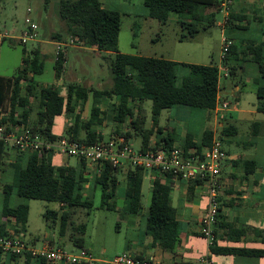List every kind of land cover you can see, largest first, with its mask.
<instances>
[{"label": "trees", "instance_id": "obj_1", "mask_svg": "<svg viewBox=\"0 0 264 264\" xmlns=\"http://www.w3.org/2000/svg\"><path fill=\"white\" fill-rule=\"evenodd\" d=\"M0 0V7H1ZM147 9V16L157 19L164 24L171 14L176 16L180 27L178 39L191 41L200 32H205L215 23L216 15L220 11V0H142ZM121 13L106 8L100 0H58V17L64 27L51 34V40L64 41L73 38L75 43L96 51L113 53L109 66L112 75V85L106 89H93L78 85L74 82L66 83V92L61 94L55 84H39L33 76L43 71V55L38 47L27 51L21 44V64L11 75H0V126L6 131L12 127L22 126L32 135L45 136L50 140L68 136L71 139L92 144L103 139L96 126L102 122L101 100L115 98L116 104L112 108V120L115 122L114 133L124 134L129 140L132 132L141 135L140 149H156L163 147L170 149L178 144L187 154L195 149V154H201L208 146L213 136L212 129H204L195 141V136L186 134L176 142L173 131L159 138L163 126L158 120L161 111L172 106H186L207 111L211 117L217 102L219 90L218 68L214 63L196 64L178 62L164 57H152L140 54H124L118 51L117 42L121 27ZM229 32L238 26L229 19ZM15 46V39L2 38V43ZM246 53L257 64L260 77L264 79V56L261 45L254 40L247 41L243 47L232 43L223 56V62L232 54ZM65 62V54L59 53L54 58L56 78L61 77ZM93 103L90 116L82 119L78 104H84L89 94ZM257 97L256 109L264 112V85H258L255 90ZM151 102V126L146 128L145 116L141 115L145 101ZM33 101L36 103L32 106ZM35 109V117L31 120L30 113ZM136 113V114H135ZM68 115L70 123L61 134L53 132L54 120L57 116ZM126 123L125 129L122 124ZM235 131L231 125L224 126L220 138ZM157 137L151 145L150 137ZM13 160L7 164L5 157L8 151L7 142L0 138V173L7 167L13 169L11 182H0L2 207L0 236H21L27 229L29 206L26 203L11 204V195L29 199H41L58 204L57 209H46L43 213L48 226L59 224V234L64 235L69 227V240L73 246L70 251L85 249L84 234L86 226L72 219L78 208H91L93 199L83 194L82 188L86 182L84 177V161L77 165H55L52 153L20 152L14 146ZM244 169V175L253 173L257 162L249 159H239ZM143 169L129 168L126 175L125 200L127 211L138 212L141 208V183ZM170 175L154 172V180L150 191V202L146 213L144 231L152 238V245H158L164 251L172 252L180 242V222L177 211L171 201L172 186ZM201 181H189L188 189ZM118 185V168L110 163L102 165V171L93 178V190L100 191V207L107 210L116 209L115 191ZM218 216V215H217ZM12 224V233L7 225ZM232 226H230L231 229ZM35 244V239L25 241ZM213 243V241H212ZM211 243V244H212ZM52 245V244H50ZM64 246V245H62ZM211 251L221 254H240L246 256H264V249L245 247L211 246ZM27 261L32 256L21 254ZM20 254L9 253L11 260ZM3 252L0 250V264L3 262ZM41 263L46 260L35 257ZM140 258V257H139Z\"/></svg>", "mask_w": 264, "mask_h": 264}, {"label": "rangeland", "instance_id": "obj_2", "mask_svg": "<svg viewBox=\"0 0 264 264\" xmlns=\"http://www.w3.org/2000/svg\"><path fill=\"white\" fill-rule=\"evenodd\" d=\"M103 2L105 0H102ZM141 0H130L131 5L121 6L118 1L113 0L112 5L105 4L107 8L117 10L121 13V27L118 36V51L124 54H140L152 57H164L175 61L196 64L219 63L222 52L221 37L224 34L223 28L216 24L210 26L205 32H200L194 40L180 41L178 35L180 27L176 22V16L171 14L169 20L162 24L157 19L145 15L139 6ZM218 18L221 17L219 13ZM34 23L37 31V37L34 40H28L24 47L27 51L40 46L43 51L44 67L40 74L33 76L35 82L39 84L58 83V89L61 93L63 86L67 82H74L81 86L93 89H106L112 85V75L109 61L113 53L99 52L86 47H66V58L64 62V71L58 80L54 70L55 51L51 40V34L63 29L64 24L58 17V0H2L0 7V34H8L15 39V46L8 44L5 40L0 45V75H11L21 64V47L23 44L19 41L22 34ZM243 34L249 35L248 31H242ZM227 35V34H226ZM7 38V37H5ZM67 37L65 41H68ZM220 83H225V88L220 90V95L224 96L230 102L231 108L251 107L256 102V95L251 90L236 92L230 88V81L225 80L223 76L219 77ZM66 85L64 86V88ZM239 97V99H237ZM99 105L101 109L102 122L96 126V130L101 132L107 139L110 135L115 134V122L112 120L113 104L117 103L115 98L101 100ZM93 103L92 94H89L87 101L78 104L81 110V116L87 120L90 116V110ZM33 101L32 106H35ZM141 115L145 116L146 128L150 127L151 122V102L145 101L142 105ZM169 109L161 111L158 123L163 126L162 134L159 138L166 135L167 131H173L175 137L181 138L185 132L192 133L198 137L203 129H212L213 134L220 137L221 130L227 123H232L237 128V134L232 135L235 150H242L237 147L235 142L246 141L250 136L251 125L244 116H232L221 124H213L212 117H207V111L185 106H175L172 108L171 119L167 117ZM186 110V111H185ZM190 110V111H188ZM170 113V111H169ZM136 114V113H135ZM35 117V109L30 113V119ZM169 120V121H168ZM184 123V125H183ZM67 126V117L58 119L54 125L55 130H64ZM125 129L126 123L122 125ZM130 130L132 128L130 127ZM178 136V137H177ZM223 138V136H222ZM221 139V138H220ZM222 140V139H221ZM141 142V135L135 134L131 145L137 149ZM10 145V144H9ZM240 148V149H239ZM61 156V155H58ZM61 161H67L69 165L75 164L73 157L60 158ZM147 171L143 177L141 208L136 213L135 221L145 228L146 213L150 202V185ZM13 180L12 169H8L2 175L1 183L11 182ZM119 183L115 191L116 209L107 210L100 207V191L88 190L91 193L93 206L89 209L78 208L72 215V219L77 223H84L86 226L84 234V246L91 249L92 256L96 259V264H105L100 260L111 261L114 256L123 253L126 249V238L133 235L132 228L126 226L127 204L124 190L126 186L125 174L118 173ZM91 191V192H90ZM0 190V212L2 207V197ZM11 204L26 203L29 206L27 229L20 236L24 241L35 239V246L41 247L44 243L49 244L52 241L54 246H61L64 250L73 249L69 236L71 230L69 227L63 236V244L59 234V224L48 226L44 220L43 213L46 209H57L58 204L41 199H29L13 195L10 198ZM64 245V246H62ZM104 252H102V250Z\"/></svg>", "mask_w": 264, "mask_h": 264}, {"label": "crops", "instance_id": "obj_3", "mask_svg": "<svg viewBox=\"0 0 264 264\" xmlns=\"http://www.w3.org/2000/svg\"><path fill=\"white\" fill-rule=\"evenodd\" d=\"M100 1L104 7H106L105 4H113V0H105L104 2L102 0ZM115 1H118L121 6L126 4L131 5L130 0ZM221 3L222 0H220V11L218 12V14H221V17L218 18L217 14L214 24L223 28V32L225 34L223 36L228 37L232 43L237 44L240 47H243L247 41L254 40L261 45V52L264 56V0H233L232 4L228 7L227 16H225V11ZM137 6L140 7L141 11L145 15H147V9L142 4V0ZM229 19L233 22V25L235 24L238 26L232 32H229L226 26ZM242 31H248L249 35L243 34ZM55 42V40L48 41V43L53 45L54 51ZM37 47L43 55L44 53L41 51L40 46L38 45ZM74 47L78 48L81 46L76 44ZM223 56L224 54L221 52L219 63L214 64L218 68L219 77L223 76L225 80H229L230 88L233 91L244 92L245 90H251L255 93L258 85H264V79L260 77L257 64L251 59L250 54L234 53L228 58L227 65L223 62ZM222 69H226V71H223ZM225 73L227 74L225 75ZM60 78H58V80H60ZM218 84L219 90L217 94V102H229L228 99L221 96L219 93L221 89L223 90L226 87L225 83H220L218 80ZM55 85L58 88L59 84L55 83ZM65 85L66 84H62L64 90L62 91L63 93L60 92L61 94H65L66 92V87L64 88ZM237 99H239V97H237ZM256 105L257 98L256 102L253 103L251 107L235 106L231 108L230 105L227 110H220L217 114L213 111L211 115L213 124H221L229 117L242 115L247 119V121H249L251 125L250 127L252 128L250 136L246 141L235 142V144L238 145L237 147L242 148V150H233L231 149L232 147L234 148L233 140L230 139V137L237 134V128L234 124L227 123V125L234 126L235 131L223 136L222 138L223 148L227 153V158L222 163L219 174V181L221 184V188L219 190L220 208L219 214L212 227L214 235L213 243L209 244L207 239L198 231L199 220L204 214L207 206V184L204 182L198 184L196 183L192 190L189 191L188 182L171 177V201L173 206L176 208L178 220L180 222L179 244L172 252L164 251L158 245H152L151 236L146 234L144 227L142 228V226L139 223L137 224L135 221L136 213L138 212H130L126 210V226H130L132 228L133 235L126 238V249H124L123 252H127L135 257L151 258L157 264H200L203 258H208L213 264H264V256L221 254L211 251L210 248L211 246H226L264 249V112L258 111L256 109ZM173 107L175 106L169 108L167 114V117L171 121H174V119H171ZM63 117H67V124L71 122V118L67 114L60 115L55 118L54 125L57 123L58 119ZM54 125V133L61 134L64 131L55 130ZM127 130L132 132V137L130 138L131 141L136 133L135 131L130 130V127H128ZM200 135L195 137V141L198 140ZM181 138H178V140L176 139V142H178ZM156 140L157 137L152 135L149 143L154 145ZM9 144L10 143H7L8 153L5 157L7 164L13 160V156L15 154L12 148L13 145ZM64 157L68 158V156ZM60 158H62V156L54 155L53 163L60 166L69 165L67 161H61ZM73 158L75 159L74 165H77L79 160L75 157ZM239 159L256 161L257 166L253 173L245 176L242 164L236 162ZM129 168L132 167L126 166L118 169V173L123 172L125 174V182ZM8 169H12L11 166H7L0 173V180L2 175ZM85 169L86 168H84V177L86 178V182L83 185L82 191L84 195L92 198L91 193L87 194L86 191L93 190L94 175H90V173H88ZM145 174L146 172L143 171L141 198L143 177ZM150 174L149 185L151 191V186L154 180V172H151ZM13 195H11V198ZM1 221L2 217L0 212V223ZM230 226H232L231 229ZM7 230L9 232L13 230L12 224L7 225ZM63 236L61 235L62 240L59 241V244L64 243ZM46 242L52 244L51 240ZM30 246H35V244H30ZM85 250L91 252V249H88L87 247H85ZM104 250L105 249H103L102 252H104ZM8 254L9 253L3 252L2 258L4 264H66L59 262L50 263L47 261L41 263L34 257H31L26 261L23 255L18 256L15 260H11L8 256H6ZM100 261L105 264H109V261L105 259Z\"/></svg>", "mask_w": 264, "mask_h": 264}, {"label": "built area", "instance_id": "obj_4", "mask_svg": "<svg viewBox=\"0 0 264 264\" xmlns=\"http://www.w3.org/2000/svg\"><path fill=\"white\" fill-rule=\"evenodd\" d=\"M233 0H222V7L227 16L228 7ZM36 25L32 23L29 28L22 34L19 41L25 44L28 40H34L37 37ZM12 38L8 34H0V45L2 38ZM222 52L228 50L232 41L222 37ZM76 45L73 38L68 41L55 42V55L64 53L66 47ZM223 71L226 69H222ZM219 74V72H218ZM227 73H225L226 75ZM229 102H216L214 108L217 114L220 110H227ZM0 138L7 143L12 144L20 152H37L52 153L75 157L79 161H84L85 170L90 175L98 176L102 171L104 163H110L118 169L129 167H141L143 171L158 172L162 175H170L172 178L189 181H201L207 184V206L204 214L199 220L198 231L204 236L208 243L211 244L214 235L212 227L219 214V190L221 184L219 174L222 163L227 158V153L223 148L222 140L219 135L213 134L211 142L206 146L201 154H195V149L185 151L178 145L174 144L170 149L159 147L156 149L141 150L140 147L135 149L131 141L120 133L110 135L107 139L98 140L92 144H87L68 136H62L55 140H50L45 136L32 135L28 129L12 127L6 131L4 126H0ZM12 233V231H11ZM0 250L5 253L24 254L28 253L32 257L44 258L50 263L66 264H96V259L92 254L85 250L66 251L61 246L43 244L41 247L30 246L16 235L0 236ZM109 264H157L151 258L135 257L127 252L120 253L113 257ZM180 264V263H176ZM200 264H213L208 258H203Z\"/></svg>", "mask_w": 264, "mask_h": 264}]
</instances>
